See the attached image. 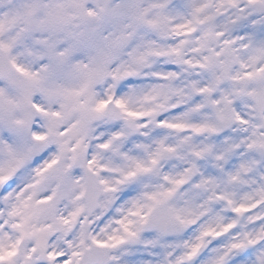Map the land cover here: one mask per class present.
<instances>
[{
	"label": "snow or ice",
	"instance_id": "snow-or-ice-1",
	"mask_svg": "<svg viewBox=\"0 0 264 264\" xmlns=\"http://www.w3.org/2000/svg\"><path fill=\"white\" fill-rule=\"evenodd\" d=\"M0 264H264V0H0Z\"/></svg>",
	"mask_w": 264,
	"mask_h": 264
}]
</instances>
